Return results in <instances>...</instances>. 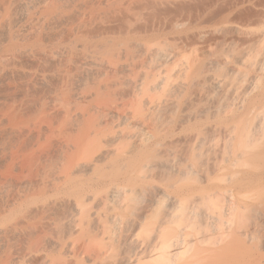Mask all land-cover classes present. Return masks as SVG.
I'll return each instance as SVG.
<instances>
[{"label": "bare ground", "instance_id": "6f19581e", "mask_svg": "<svg viewBox=\"0 0 264 264\" xmlns=\"http://www.w3.org/2000/svg\"><path fill=\"white\" fill-rule=\"evenodd\" d=\"M0 264H264V0H0Z\"/></svg>", "mask_w": 264, "mask_h": 264}]
</instances>
